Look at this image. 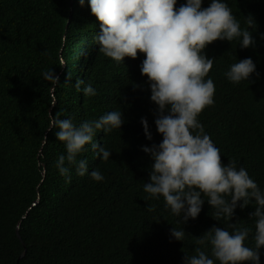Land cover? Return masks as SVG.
<instances>
[{"label": "trees", "instance_id": "16d2710c", "mask_svg": "<svg viewBox=\"0 0 264 264\" xmlns=\"http://www.w3.org/2000/svg\"><path fill=\"white\" fill-rule=\"evenodd\" d=\"M225 2L242 28L244 17L254 18L256 44L241 49L238 41L216 40L206 47L205 55L215 59L207 74L215 95L198 119L220 149L221 162L245 168L264 189V0ZM99 30L87 0L84 6L79 0H0V264H183L185 255L195 254L196 237L213 226L231 231L229 223L237 222L254 231V204L237 207L230 222H217L205 201L198 217L182 224L162 198L146 199L143 183L152 160L141 147L162 137L147 77L140 73L145 57L138 52L119 64L105 57L94 43ZM249 57L256 65L250 82H229L224 73L230 65ZM51 69L60 83L43 78ZM77 80L91 83L97 94L78 92ZM113 110L122 112L125 123L96 136L111 151L109 160L97 159L90 146L78 157L104 180L73 170L66 182L55 168L65 149L56 130H46L49 114L79 125ZM173 227L183 228V242L170 236ZM245 243L254 247L251 234ZM259 251L264 264V247Z\"/></svg>", "mask_w": 264, "mask_h": 264}, {"label": "clouds", "instance_id": "9594fccd", "mask_svg": "<svg viewBox=\"0 0 264 264\" xmlns=\"http://www.w3.org/2000/svg\"><path fill=\"white\" fill-rule=\"evenodd\" d=\"M84 6L85 0H79ZM90 13L99 22L94 37L98 51L117 64L125 57L144 54L140 73L147 77L150 101L155 105L154 125L162 139L158 144L142 146L152 160L149 180L143 183L146 199H163L164 207L182 224L196 219L207 202L214 210V220L231 221L237 207L254 204L249 218L253 229L229 223V231L213 226L196 237L194 255H185L183 264H260V249L264 247V189L234 162L223 164L220 149L215 146L203 124L200 113L214 104L215 84L207 76L215 59L204 50L216 40L238 41L241 49L253 47L256 39L254 18L244 17L246 27L232 13L225 0H87ZM63 64V61L60 62ZM256 72L253 60L245 58L230 65L224 73L233 84L250 82ZM52 84L60 83L53 70L42 73ZM75 88L85 96H95L91 83L77 80ZM125 123L122 112H106L98 119L79 125L71 117L60 119L49 114L46 130L54 131L56 141L64 145L55 168L70 183L72 171L80 177L88 175L93 181L104 180L99 170L89 171L87 159H78L90 146L95 157L108 161L111 151L96 140L98 133L120 130ZM140 124L145 138L152 140L146 118ZM47 143V137H43ZM206 197V199H205ZM151 211L152 209L149 208ZM213 218V217H212ZM251 234L254 247L245 241ZM183 228L170 229L177 241L185 238ZM206 246L210 251L202 250Z\"/></svg>", "mask_w": 264, "mask_h": 264}, {"label": "water", "instance_id": "95a60500", "mask_svg": "<svg viewBox=\"0 0 264 264\" xmlns=\"http://www.w3.org/2000/svg\"><path fill=\"white\" fill-rule=\"evenodd\" d=\"M35 204H36V203H35ZM35 204H34V205H35ZM34 205H33V206H34ZM25 217H26V215L24 216V218H25ZM24 218H23V219H24ZM17 234H18V230H17Z\"/></svg>", "mask_w": 264, "mask_h": 264}]
</instances>
